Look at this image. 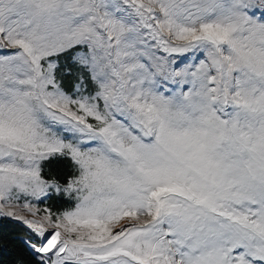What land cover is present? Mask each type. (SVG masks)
I'll list each match as a JSON object with an SVG mask.
<instances>
[{
	"label": "snow or ice",
	"instance_id": "1",
	"mask_svg": "<svg viewBox=\"0 0 264 264\" xmlns=\"http://www.w3.org/2000/svg\"><path fill=\"white\" fill-rule=\"evenodd\" d=\"M0 264H264V0H0Z\"/></svg>",
	"mask_w": 264,
	"mask_h": 264
},
{
	"label": "trees",
	"instance_id": "2",
	"mask_svg": "<svg viewBox=\"0 0 264 264\" xmlns=\"http://www.w3.org/2000/svg\"><path fill=\"white\" fill-rule=\"evenodd\" d=\"M69 164L70 162L61 160V159H54L48 165H46L45 171L49 175H66L69 172ZM58 207H65L66 205L58 202ZM5 231L7 233H16L21 231V226L19 225H9ZM10 255L7 257L8 260H15L19 256V250L16 249L14 246H10Z\"/></svg>",
	"mask_w": 264,
	"mask_h": 264
}]
</instances>
